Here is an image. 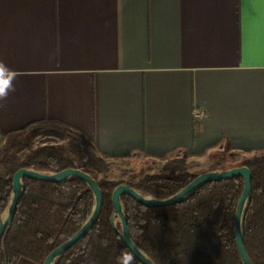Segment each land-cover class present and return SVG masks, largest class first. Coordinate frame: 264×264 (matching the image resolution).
Instances as JSON below:
<instances>
[{"label": "crops", "instance_id": "obj_1", "mask_svg": "<svg viewBox=\"0 0 264 264\" xmlns=\"http://www.w3.org/2000/svg\"><path fill=\"white\" fill-rule=\"evenodd\" d=\"M0 61L1 144L51 120L109 162L264 154V0H0Z\"/></svg>", "mask_w": 264, "mask_h": 264}, {"label": "trees", "instance_id": "obj_2", "mask_svg": "<svg viewBox=\"0 0 264 264\" xmlns=\"http://www.w3.org/2000/svg\"><path fill=\"white\" fill-rule=\"evenodd\" d=\"M38 138L66 145L35 147ZM21 153H25L23 160L18 158ZM237 156L232 154L231 158ZM2 166L6 167L7 174H0V220L9 205L13 177L18 170L60 173L81 169L91 175L95 171H106L109 164L82 132L45 120L6 136L0 169ZM241 167H248L252 172L244 244L252 263L264 264V154L244 158ZM197 177L189 171L185 155L167 160L158 174L145 175L135 181H98L104 197L98 222L55 264H118L121 253L130 252L113 229L112 195L119 186L127 184L148 196L167 199L180 193ZM23 183L25 193L0 245V264H18L22 259L43 264L52 251L83 227L93 211L94 194L76 177L61 184L29 179ZM243 189L242 178L211 183L184 203L166 208H146L124 196L122 203L128 215L131 238L155 264H243L234 234ZM134 264L141 263L134 257Z\"/></svg>", "mask_w": 264, "mask_h": 264}, {"label": "water", "instance_id": "obj_3", "mask_svg": "<svg viewBox=\"0 0 264 264\" xmlns=\"http://www.w3.org/2000/svg\"><path fill=\"white\" fill-rule=\"evenodd\" d=\"M72 177H76L82 180L92 190L95 200L93 211L83 227L69 241L52 251L43 264H55L58 259H60L72 247H74L85 236H87L98 222L102 213L104 197L98 181L89 173L81 169H68L60 173H41L28 169H20L15 173L13 177L11 199L6 211L1 216L0 245L3 243L6 234L13 224L19 203L25 193V185L23 183L25 179L38 182L61 184L67 182ZM237 178H242L244 180V189L238 202L236 218L234 222L236 245L243 264H253L244 244V221L252 197V172L248 167H239L225 171H213L204 173L198 176L180 193L167 199H156L134 190L127 184H123L116 188L112 195L114 218L118 219L121 225V230H119L117 228L116 222L114 221L113 229L118 237L124 242L127 249L141 264H155L133 242L131 238L129 219L125 207L122 203V197L128 196L135 202L146 208H166L184 203L205 185L231 181Z\"/></svg>", "mask_w": 264, "mask_h": 264}, {"label": "rangeland", "instance_id": "obj_4", "mask_svg": "<svg viewBox=\"0 0 264 264\" xmlns=\"http://www.w3.org/2000/svg\"><path fill=\"white\" fill-rule=\"evenodd\" d=\"M43 144H52V145H66L65 142L48 140L44 138H38L35 140V147ZM4 143H0V154L3 151ZM232 155V154H231ZM230 154L226 152L220 154V156L213 157L209 162H197L192 161L188 164L189 171L195 175H202L204 173L213 172V171H225L233 168L241 167L242 160L238 157L235 159L231 158ZM18 158L23 160L25 158V153L19 154ZM108 168L104 172H93L91 176L97 181L108 180L119 183H128L135 181L140 177L145 175H154L158 174L165 164V162H157L152 160H139L134 161L131 159L126 160H115L108 161ZM1 175L7 174V169L5 166H2L0 169ZM116 225L121 227L120 221L115 219Z\"/></svg>", "mask_w": 264, "mask_h": 264}, {"label": "clouds", "instance_id": "obj_5", "mask_svg": "<svg viewBox=\"0 0 264 264\" xmlns=\"http://www.w3.org/2000/svg\"><path fill=\"white\" fill-rule=\"evenodd\" d=\"M17 76L18 73L15 70L9 69L3 61H0V101L6 100L9 94L15 91L14 81ZM118 264H134V256L124 251L118 257Z\"/></svg>", "mask_w": 264, "mask_h": 264}, {"label": "built area", "instance_id": "obj_6", "mask_svg": "<svg viewBox=\"0 0 264 264\" xmlns=\"http://www.w3.org/2000/svg\"><path fill=\"white\" fill-rule=\"evenodd\" d=\"M193 115L195 120L199 122H203L208 118V113L203 109H195Z\"/></svg>", "mask_w": 264, "mask_h": 264}]
</instances>
